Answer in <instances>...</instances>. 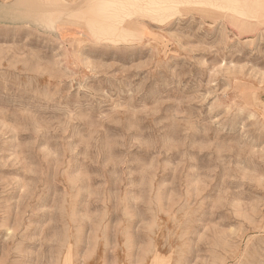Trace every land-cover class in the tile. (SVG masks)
Masks as SVG:
<instances>
[{
    "label": "rangeland",
    "instance_id": "374dc122",
    "mask_svg": "<svg viewBox=\"0 0 264 264\" xmlns=\"http://www.w3.org/2000/svg\"><path fill=\"white\" fill-rule=\"evenodd\" d=\"M17 1L0 0V264H264V23L192 11L115 45Z\"/></svg>",
    "mask_w": 264,
    "mask_h": 264
},
{
    "label": "bare ground",
    "instance_id": "6f19581e",
    "mask_svg": "<svg viewBox=\"0 0 264 264\" xmlns=\"http://www.w3.org/2000/svg\"><path fill=\"white\" fill-rule=\"evenodd\" d=\"M13 11L44 27L77 28L93 40L115 45L142 40L150 22L192 11L225 16L248 28L264 23V0H18Z\"/></svg>",
    "mask_w": 264,
    "mask_h": 264
}]
</instances>
